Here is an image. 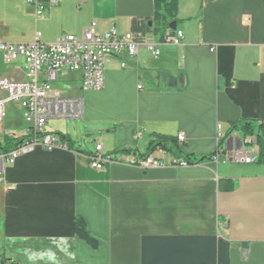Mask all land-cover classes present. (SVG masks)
<instances>
[{"label":"crops","instance_id":"1","mask_svg":"<svg viewBox=\"0 0 264 264\" xmlns=\"http://www.w3.org/2000/svg\"><path fill=\"white\" fill-rule=\"evenodd\" d=\"M27 2L0 0V42L80 39L96 22L98 33L115 28L140 49L107 64L103 90L81 91L79 73L62 78L73 88L69 97L83 99L84 132L51 130L68 135L74 150L38 149L6 168L0 263L264 264L263 165L142 170L111 162L97 171L88 145L99 132L95 148L101 144L104 155H144L157 136L183 133L184 155L207 156L217 150L219 124L229 149L243 141L231 124L253 120L264 128V0H178L180 46L154 35L153 0H58L42 17ZM0 79L26 81L24 60L7 63L0 53ZM78 217L97 250L75 235Z\"/></svg>","mask_w":264,"mask_h":264},{"label":"built area","instance_id":"2","mask_svg":"<svg viewBox=\"0 0 264 264\" xmlns=\"http://www.w3.org/2000/svg\"><path fill=\"white\" fill-rule=\"evenodd\" d=\"M28 5L35 9L37 17H42L48 8L56 7L58 0H28ZM98 24L93 22L86 28L80 39L73 35L64 36L55 43L46 44L36 41L28 44H12L0 42V53L7 63L23 59L26 64L27 80L11 82L0 79V124L7 118V106L11 103L20 105L22 118L26 125L21 141L14 140V144L0 145V184L3 183L5 170L12 166L18 158L42 150H68L60 135L47 131L46 126L52 121L80 120L83 118L84 102L81 98L69 97L61 91L57 84L62 78L71 73L81 74V91H100L105 86V68L114 58L124 56L133 58L138 55L140 45L135 43L130 34H120L115 28L98 33ZM184 41V33L172 29L166 30L163 45L180 46ZM148 50L157 58L160 51L154 44L147 45ZM122 69L127 64L122 61ZM142 90V86L138 87ZM216 154L209 162L219 165L237 164L248 165L256 163L258 149L254 146L253 138L243 139L239 147L228 148L220 146L226 139L222 125L217 127ZM12 139L19 138L12 133ZM137 139L142 134L137 131ZM181 147L187 141L180 133L176 137ZM103 146L98 144L94 154L89 156L90 167L97 171L104 170L111 162L149 170L164 166L187 167V164L169 155L162 147L150 151L144 157L120 155L110 156L103 154ZM227 222L222 228L227 229ZM0 264H11L1 262Z\"/></svg>","mask_w":264,"mask_h":264},{"label":"trees","instance_id":"3","mask_svg":"<svg viewBox=\"0 0 264 264\" xmlns=\"http://www.w3.org/2000/svg\"><path fill=\"white\" fill-rule=\"evenodd\" d=\"M154 3V16L152 23V30L154 35L159 39V42L164 41V35L166 30L170 28V24L177 22V12H178V0H153ZM174 31L172 30V33ZM230 133L237 132L240 133L243 139L253 138L256 140L254 146L258 149L257 161L256 163L264 166V128L261 123L253 120H242L231 124ZM63 142L68 146V150H74L73 143L68 135L60 134ZM23 137L12 139L9 135H6L5 142L6 146H9L14 140L21 141ZM223 141L220 142L222 146ZM158 147H162L169 155L175 157L177 160H181L187 164V166H196L204 163L205 161H210L211 158L216 154V151L207 156H194V155H184L181 151L177 139L173 137H163L157 136L156 140L151 143L149 151L142 155L136 154L139 157H144L148 155L150 151H154ZM9 148V147H6ZM128 153L130 151H122ZM121 154V152H114L110 156H116ZM74 233L81 240L86 242L92 249L97 250L99 248V242L93 238V236L87 230L86 223L82 218H76L74 222ZM3 263L11 262V264H17L13 261H8L7 259L2 260Z\"/></svg>","mask_w":264,"mask_h":264},{"label":"rangeland","instance_id":"4","mask_svg":"<svg viewBox=\"0 0 264 264\" xmlns=\"http://www.w3.org/2000/svg\"><path fill=\"white\" fill-rule=\"evenodd\" d=\"M57 87L61 90L67 93L68 96H74L73 95V88L69 87L68 85L60 82L57 84ZM2 94H0L1 96ZM26 125L24 124V121L22 119V109L20 107V105L17 104H9L7 106V118L4 122V124H0V138L2 137L3 134H9L12 133L15 136H21L24 134V130H25ZM67 127V129L71 130L72 135H74V129H77V131L79 130V135L81 132H84V122L82 120H67V121H57L54 123H48L46 126L47 131H53V130H58L61 131L63 129H65ZM75 127V128H74ZM99 130V128H96V130ZM100 131V130H99ZM99 132H93V136L91 138V143L89 142V148L92 152L95 153L96 148L95 145L96 143L94 141H96L98 139V134ZM81 137V136H80ZM137 139V138H136ZM93 153V154H94ZM223 165V164H222ZM227 167L231 168V167H235V166H241V165H237V164H226ZM22 262L24 264H26V259L24 258L22 260Z\"/></svg>","mask_w":264,"mask_h":264},{"label":"water","instance_id":"5","mask_svg":"<svg viewBox=\"0 0 264 264\" xmlns=\"http://www.w3.org/2000/svg\"><path fill=\"white\" fill-rule=\"evenodd\" d=\"M149 26H152V23H149ZM170 28H171L172 30H176V29H177V24H176V22L171 23V24H170Z\"/></svg>","mask_w":264,"mask_h":264}]
</instances>
